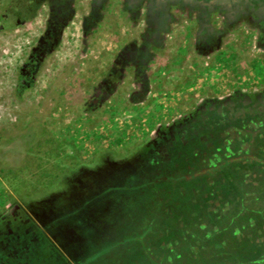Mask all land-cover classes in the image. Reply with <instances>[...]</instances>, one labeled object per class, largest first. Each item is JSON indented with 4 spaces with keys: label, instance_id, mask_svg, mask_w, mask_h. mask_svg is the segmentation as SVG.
Wrapping results in <instances>:
<instances>
[{
    "label": "rangeland",
    "instance_id": "rangeland-1",
    "mask_svg": "<svg viewBox=\"0 0 264 264\" xmlns=\"http://www.w3.org/2000/svg\"><path fill=\"white\" fill-rule=\"evenodd\" d=\"M21 4L0 0V13ZM51 20L33 83L16 93L17 68ZM11 23L0 27V264H254L259 245L231 246L232 229L217 241L201 231L230 227V215L189 220L198 204L187 199L221 176L173 184L168 174L173 153L187 150L185 166L197 168L204 142L231 130V101L263 100L264 0H37L32 17ZM199 114L197 144L188 126ZM151 138L159 154L145 197L141 181L129 187L142 177L136 148ZM226 148L215 163L228 164Z\"/></svg>",
    "mask_w": 264,
    "mask_h": 264
},
{
    "label": "flooded vegetation",
    "instance_id": "flooded-vegetation-1",
    "mask_svg": "<svg viewBox=\"0 0 264 264\" xmlns=\"http://www.w3.org/2000/svg\"><path fill=\"white\" fill-rule=\"evenodd\" d=\"M263 95L261 97H263ZM259 97L260 96L257 95L255 100L254 96L255 101L251 100L249 103L244 104L239 102L232 103L231 101L229 108V116L231 115L233 120H230L229 122L232 126L231 130L225 129L224 127L220 128L218 131L220 137L218 143L209 144V142H204V149L200 151V154L196 151V155H198L197 168L194 164H191L190 167L189 165L185 166L187 161L184 158V154H188L187 150H184L179 154L173 153L174 155H171L169 158L172 162H175L173 159L174 157L182 158L184 171L183 173L181 172L180 175L185 177V179L189 177L190 172L204 175L209 171L210 175H213L214 177L218 175L221 176L218 177L219 180H221L220 182H216V180H210L209 182L202 181V183L199 184L200 197H191L190 199H187L186 202L196 201L198 204V207L191 210V213L188 216L189 220L192 223H195L194 226L198 227V223L203 226L201 220L204 222L207 220L210 222H216L219 220L221 213L223 215H230V227L229 224H227L224 226L220 225L219 227L213 226L205 230L202 229L201 231L213 230L211 237H214L217 241L218 237L225 235L223 234L224 230L232 229L230 237H227L231 246L242 247L245 243L254 248V245H259L256 252L254 248V250L252 249L253 253L249 254L250 256L252 255L250 261L254 264H264V201H261V199L264 200V192L255 196L260 198L255 203L253 202L255 197L252 195L253 188L264 184V98L262 100L259 99ZM258 99L259 101H257ZM200 119L203 120V118ZM221 120L227 121L228 119ZM192 134H195V137L191 139V141L199 144L204 140L198 137V134H200L198 133V129L197 132H192ZM180 140L183 141V137H181ZM233 141L236 143L234 146L232 143ZM172 142L171 139L166 140L167 145ZM222 143L227 146L225 149L228 154L225 159L228 162L227 165L224 164L225 161L221 162V160L217 163L214 162L218 158L217 152L219 151V144L222 145ZM230 143H232V148L229 147ZM156 147L157 149L153 150V155L159 154L158 146ZM197 150H199L198 147ZM222 160H224V158ZM175 163L177 164V162ZM170 168L171 170L169 173L171 174L174 171H178L173 169V166L171 165ZM225 171H229L228 174ZM204 177L206 178V174ZM173 179L175 178L172 176V180ZM176 180H173L172 183L176 184ZM228 180H230V182ZM207 183H209V185ZM243 186L247 189V198L244 201H240L238 196L236 198L235 189ZM230 191L233 193L232 196L229 194ZM224 199H229V203L222 204ZM251 226L254 227L255 232H252L250 229ZM233 229L235 231H233ZM196 231L199 230H190V232ZM180 234H182V232ZM250 237H252L253 240L254 238H258V240L250 243ZM237 252L238 251H231L230 255H238ZM220 255L219 252L213 253L211 261L216 262L214 258ZM23 262L25 263L26 261ZM234 262L235 261H232L231 263ZM237 263L243 264L245 261Z\"/></svg>",
    "mask_w": 264,
    "mask_h": 264
},
{
    "label": "trees",
    "instance_id": "trees-1",
    "mask_svg": "<svg viewBox=\"0 0 264 264\" xmlns=\"http://www.w3.org/2000/svg\"><path fill=\"white\" fill-rule=\"evenodd\" d=\"M36 2H37V0H22L21 5L16 6L14 8L11 7L9 9H7L6 11L0 13V27H2L4 24H6L9 20L12 21L11 24H17L22 19L32 17ZM49 23L50 24L47 25V28L44 30L43 34L38 38L37 45L31 50L30 54L26 57V59L23 61V63L21 65H19L17 68L16 82H15V86H14V91L16 93L20 94L25 88L31 86L33 83V71L35 70V66L37 64L39 54H40V52L45 51V49L49 46V44L51 43V40L55 36L56 30H57V26H58L57 21L51 20V22H49ZM92 101H93L92 99H87L86 103L91 104ZM203 117H204L203 114H199V116L196 117V119H195L194 126H192V127L188 126V128H189L188 130L190 133L195 132V131L197 132L198 127L201 126V123H199L198 121L202 120L200 118H203ZM167 134H169V129L167 127L161 128V131L158 132L157 137L155 139L158 140L159 136H163V135H167ZM155 139L154 140H153V138L147 139V141L145 143H140V145L137 146V148H136V150H138L137 157H138L139 165L141 164L140 175L142 177L140 178L139 172H138V174L135 173V177L132 179L134 184H130V187H129V188H131V186H133L135 188L137 187L136 189H138L137 183L141 181L140 182V184H141L140 185V191H142V193L144 192L145 197L149 196V191H147V188H149V184L153 186V170H151V164H152L151 162L153 159V150L157 149V147H156L157 144L155 142ZM111 156H114V155L111 154ZM96 157L97 156H95L93 159L95 160ZM93 159H92V162H93ZM173 159L175 160V162H177V164H176L177 167H175V168H177L178 173H181V172L183 173L184 163L182 162V158L181 157H174ZM92 162L89 163V165H87V167L83 166V164H82L78 168H80V167L90 168L93 165ZM75 168L73 170H75ZM69 171H71V170H69ZM178 173H177V175L175 174L176 176L171 174V173H169L168 175L170 176V174H171V176L176 178L177 176L180 175ZM163 175L165 176L164 173H163ZM126 181H130V176H127ZM168 181L169 180L167 178V182ZM141 201L143 202L144 200L142 199ZM143 216H146V215H143ZM13 219L15 221L14 217H13ZM13 219L11 218V219H9V221L11 222ZM14 221H13V223H14ZM7 222L8 221H6L4 224L7 225Z\"/></svg>",
    "mask_w": 264,
    "mask_h": 264
}]
</instances>
